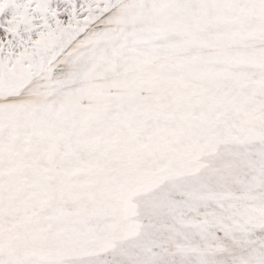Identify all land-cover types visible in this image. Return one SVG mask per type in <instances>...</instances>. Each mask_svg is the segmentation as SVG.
Here are the masks:
<instances>
[{
	"label": "snow or ice",
	"instance_id": "1",
	"mask_svg": "<svg viewBox=\"0 0 264 264\" xmlns=\"http://www.w3.org/2000/svg\"><path fill=\"white\" fill-rule=\"evenodd\" d=\"M0 264H264V0H0Z\"/></svg>",
	"mask_w": 264,
	"mask_h": 264
}]
</instances>
